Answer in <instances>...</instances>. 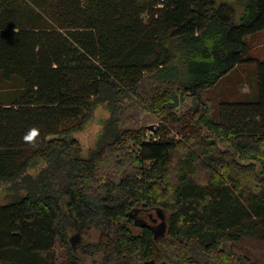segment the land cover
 Instances as JSON below:
<instances>
[{"label": "trees", "instance_id": "obj_1", "mask_svg": "<svg viewBox=\"0 0 264 264\" xmlns=\"http://www.w3.org/2000/svg\"><path fill=\"white\" fill-rule=\"evenodd\" d=\"M263 29L264 0H0V264H264V61L256 100L204 94Z\"/></svg>", "mask_w": 264, "mask_h": 264}, {"label": "rangeland", "instance_id": "obj_2", "mask_svg": "<svg viewBox=\"0 0 264 264\" xmlns=\"http://www.w3.org/2000/svg\"><path fill=\"white\" fill-rule=\"evenodd\" d=\"M245 40L250 48L248 57L251 60L236 65L233 70H231L224 77L220 78L215 85L204 92L206 97L205 101L210 102L213 106L216 107V109H219L220 104L223 102L256 100L258 97L259 87L256 61H264V29L246 36ZM3 93H5L4 99H6L7 101L12 100L16 95L9 89L3 90ZM193 102L194 101L192 97H187L182 103L181 108L178 110V113H182L185 109L192 105ZM109 115L110 113L105 107V104L98 106L94 111L92 117L87 121L84 130L78 132V136L81 139L85 155L88 153L89 149L95 148L101 136L103 123L105 119L109 117ZM138 121L140 123L137 124L142 125L146 129V137H148L149 139L156 135L155 133L157 132V129L161 128L163 125L161 120L151 116V114L147 115L146 113H141L140 115H138ZM168 128L170 129V137L182 138V135H179L174 129L170 127ZM0 202H5L2 193H0ZM98 238V231L94 228L88 227L82 228L81 231L72 232L70 236L71 244L78 254H80L79 245L94 242ZM237 248L242 253L248 252L264 257V246L254 245L253 243L247 242L245 239L237 246ZM54 251L57 254L58 263H64L66 261L65 250L60 247L59 244H56L54 247ZM99 258V255L95 257L84 255L81 256L83 264H97L96 261Z\"/></svg>", "mask_w": 264, "mask_h": 264}]
</instances>
